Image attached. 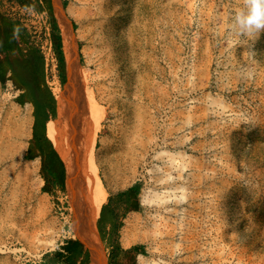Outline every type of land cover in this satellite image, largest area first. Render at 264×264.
Instances as JSON below:
<instances>
[{
	"label": "rangeland",
	"instance_id": "obj_1",
	"mask_svg": "<svg viewBox=\"0 0 264 264\" xmlns=\"http://www.w3.org/2000/svg\"><path fill=\"white\" fill-rule=\"evenodd\" d=\"M54 1L101 112L93 156L119 217L108 240L98 217L90 222L105 264L116 244L140 248L118 251L117 264H264V32H232L242 0H106L103 14L84 0ZM58 70H45V84L68 96L73 73L65 95ZM18 95L0 82V264H42L69 238L87 244L93 264L53 128L68 113L53 94L45 134L66 185L47 192L42 160L29 151L34 106ZM135 184L140 209L122 213L116 195Z\"/></svg>",
	"mask_w": 264,
	"mask_h": 264
},
{
	"label": "trees",
	"instance_id": "obj_2",
	"mask_svg": "<svg viewBox=\"0 0 264 264\" xmlns=\"http://www.w3.org/2000/svg\"><path fill=\"white\" fill-rule=\"evenodd\" d=\"M56 11V7L54 6ZM47 11L52 25V39L56 49L59 74L64 84L63 93L67 95L71 89V76L62 49V38L60 30L53 13L51 0H48ZM11 44H1L0 48H9ZM25 54L29 57L27 61H20L16 58L13 62L0 61V82L5 83L11 80L16 89L21 92L16 101L20 104L31 103L34 106V126L33 138L30 144V154L40 157L42 160V173L46 184L44 191L50 192L51 188L65 189L66 185V167L63 165L60 157L53 148L52 143L46 137L45 128L50 116L55 114L56 100L52 92L45 84L43 63L37 52L32 47L28 48ZM67 69V82H66ZM11 71V76L7 77V72ZM57 126V125H55ZM39 149V151H38ZM51 186V187H50ZM139 189L137 185H133L124 191L117 193V205L123 206L124 213L134 210L139 211L140 204L138 202ZM112 196L109 201H112ZM115 223L111 229L113 235L117 229ZM99 231H101L98 226ZM82 239H68L61 245L59 250L54 252L55 258L59 264H89V251L85 248ZM87 246V244H86ZM88 247V246H87ZM112 253L109 264H117V253L121 251L127 253L131 249H138L135 246L129 249H123L119 244L111 246ZM89 249V248H88ZM140 249V248H139Z\"/></svg>",
	"mask_w": 264,
	"mask_h": 264
},
{
	"label": "bare ground",
	"instance_id": "obj_3",
	"mask_svg": "<svg viewBox=\"0 0 264 264\" xmlns=\"http://www.w3.org/2000/svg\"><path fill=\"white\" fill-rule=\"evenodd\" d=\"M84 1L87 6L88 4L95 6L98 14L104 13L106 0ZM60 25L65 61L73 73V90L68 96H64L57 82H51L52 91L58 101L59 110L68 113V121L65 124H61L59 129L58 126H53V128L56 131L58 144L61 143L59 147L63 151L65 166L68 168L70 195L79 208L81 207L85 212L87 221L85 223V230L91 245L93 264H105L102 249L97 245L95 237L92 235L90 223L97 219L100 209L106 199V193L99 177L98 166L93 156V147L95 143L94 130L101 119V112L94 101L93 93H88L86 86H83V81L80 77V71L76 62V45L73 32L67 22L62 18ZM29 123V114L26 112L21 120V127L18 129V137L27 134ZM65 153L67 154L66 158Z\"/></svg>",
	"mask_w": 264,
	"mask_h": 264
},
{
	"label": "crops",
	"instance_id": "obj_4",
	"mask_svg": "<svg viewBox=\"0 0 264 264\" xmlns=\"http://www.w3.org/2000/svg\"><path fill=\"white\" fill-rule=\"evenodd\" d=\"M53 4L56 7V2L54 0H53ZM19 6H23V7L34 6V10L39 11V12H46L48 14V11H47L48 0H0V45L6 44L7 41H8V44H11L9 48H5V49L0 48V61L13 62L16 58H18L20 61H27L29 59V57L25 54L28 48L31 47L28 44V35L26 31L24 30V28L22 27V25L20 24V22L7 13L9 7L17 8ZM53 13H54V10H53ZM16 27H19L20 31L18 35L14 37L13 30ZM62 48H63V44H62ZM33 50H35L39 58H41L42 63H43V70L45 74L46 69H45V63H44L43 57L41 56V54L39 53L37 49L33 48ZM57 69H58V66H57ZM11 74L12 72L9 70L7 72V77L11 76ZM7 82H10V84L14 86L11 80H7ZM58 83L60 85L59 77H58ZM18 92L20 94L23 91L18 89ZM109 197L107 198L106 202H104V204L102 205L100 214L97 220V225L101 229L103 240H108L110 238L112 234L111 229L113 225L117 223V219L119 218L117 215V210L115 209V206L113 204V201H109ZM107 208H108V213L106 214ZM121 209L123 211L122 213H124L123 206L121 207ZM131 211L136 212L134 210H130L128 212H131ZM69 239H75V238H69ZM54 252L45 253L43 255V258L41 259L42 264H59L58 260L55 258Z\"/></svg>",
	"mask_w": 264,
	"mask_h": 264
},
{
	"label": "built area",
	"instance_id": "obj_5",
	"mask_svg": "<svg viewBox=\"0 0 264 264\" xmlns=\"http://www.w3.org/2000/svg\"><path fill=\"white\" fill-rule=\"evenodd\" d=\"M12 16L20 22L28 35V44L43 57L46 71L53 73L58 66L56 49L52 39V25L46 12L25 11V7L11 8ZM53 78V76H52Z\"/></svg>",
	"mask_w": 264,
	"mask_h": 264
},
{
	"label": "clouds",
	"instance_id": "obj_6",
	"mask_svg": "<svg viewBox=\"0 0 264 264\" xmlns=\"http://www.w3.org/2000/svg\"><path fill=\"white\" fill-rule=\"evenodd\" d=\"M34 6H26L25 11L31 13ZM232 32L240 36L257 39L264 32V0H242V7L235 13ZM19 27L14 28L13 36L19 33Z\"/></svg>",
	"mask_w": 264,
	"mask_h": 264
},
{
	"label": "water",
	"instance_id": "obj_7",
	"mask_svg": "<svg viewBox=\"0 0 264 264\" xmlns=\"http://www.w3.org/2000/svg\"><path fill=\"white\" fill-rule=\"evenodd\" d=\"M51 3H52L53 10L55 11V9H54V4H53V0H51ZM58 27H59V26H58ZM59 29H60V27H59ZM65 62H66V61H65ZM66 70H67V69H66ZM80 239H81V238H80ZM81 241L83 242L85 248L89 251L88 247L86 246V243H85L83 240H81ZM89 255H90V263H91L92 259H91L90 251H89ZM90 263H89V264H90Z\"/></svg>",
	"mask_w": 264,
	"mask_h": 264
},
{
	"label": "flooded vegetation",
	"instance_id": "obj_8",
	"mask_svg": "<svg viewBox=\"0 0 264 264\" xmlns=\"http://www.w3.org/2000/svg\"><path fill=\"white\" fill-rule=\"evenodd\" d=\"M38 151H39V149H38Z\"/></svg>",
	"mask_w": 264,
	"mask_h": 264
}]
</instances>
